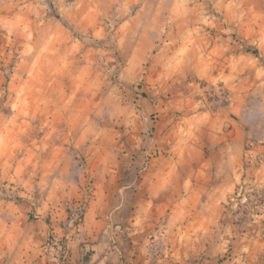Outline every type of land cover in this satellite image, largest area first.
<instances>
[{"label": "rangeland", "instance_id": "obj_1", "mask_svg": "<svg viewBox=\"0 0 264 264\" xmlns=\"http://www.w3.org/2000/svg\"><path fill=\"white\" fill-rule=\"evenodd\" d=\"M241 183L264 0H0V264H264Z\"/></svg>", "mask_w": 264, "mask_h": 264}, {"label": "trees", "instance_id": "obj_2", "mask_svg": "<svg viewBox=\"0 0 264 264\" xmlns=\"http://www.w3.org/2000/svg\"><path fill=\"white\" fill-rule=\"evenodd\" d=\"M245 51L248 52V53H251L252 55L254 56H258L259 53H258V50L256 48H253V47H246L245 48ZM244 177V176H243ZM242 183H243V178H242ZM237 185L236 188H235V197H233L229 202H230V206H229V209H232L234 205H236V210L234 211H231V215L232 216H247L248 213H249V210L248 209H252L255 208V207H261V206H264V194L260 191H257L255 189H253V193H247V197H246V202L245 203H242L240 198L236 197V194L238 193L239 189L240 188H245L244 190L246 191V189H249L250 185L247 184V185ZM253 188V187H252ZM244 193V192H243ZM241 220V219H240Z\"/></svg>", "mask_w": 264, "mask_h": 264}]
</instances>
